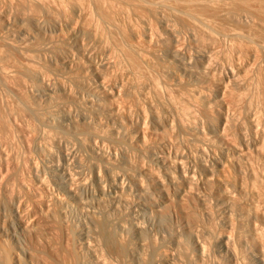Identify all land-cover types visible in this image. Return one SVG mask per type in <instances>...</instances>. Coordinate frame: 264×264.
<instances>
[{
    "label": "rangeland",
    "instance_id": "obj_1",
    "mask_svg": "<svg viewBox=\"0 0 264 264\" xmlns=\"http://www.w3.org/2000/svg\"><path fill=\"white\" fill-rule=\"evenodd\" d=\"M246 3H248V5H246ZM246 3L242 6V8L244 7L243 9H247V12L255 14L253 17L257 21L258 25L252 27L250 23L249 25L251 27L248 26V22H251V20L250 17L248 18L247 16H243L242 19H245L244 22L242 20V23L237 24V26L235 24L234 27L231 26L232 24H227L230 26H225V23H221L222 25L224 24L223 26H225V28L227 27V30L232 27L235 32H240V35L233 41L227 37V31L220 24V22H216L213 24L209 23L210 25H208L204 21H197L193 32L182 30L179 32L180 35H177L179 39L178 44L182 43L184 45L179 44L178 47H175H177L179 55L186 57L187 59L188 56L192 55V57H189V59L192 62H190V65L193 67V69H196L197 67L199 68L198 64L200 65L198 60H196L198 58H195L198 56L196 54L199 53V49L195 50V48H202L203 44L214 47L213 54L210 56L209 65H211L212 63V66H214L215 68L212 66L209 67L212 68L211 73H214L216 68V70L218 71L217 73H215L216 75H211L208 79L203 80L204 82H207H205L206 85L202 80L196 81L191 78L186 79V81L183 82V85H175L174 79H171L172 76L168 74L169 70L175 66L173 65L175 63H173L171 59L169 60L170 62L167 61L169 58H165V50H162V48L164 49V46L166 49V45H168L169 47V44L172 46L174 44L170 43L165 34L162 36L163 33H161V26L159 24H154L153 28L159 25L158 29H160L158 30L157 27L155 28L156 31H154L158 33V37L154 35L155 38L153 37L151 39V42L154 45L155 43L164 42V45H161L162 43H159L161 46L156 44L157 48L152 54L147 53V44L143 43L141 39L134 40L133 43H130L128 39H126L125 37H121L120 34H116V37L114 36V34V37L111 38H108V36H102V38L104 37L103 40L105 39V45L108 47L110 46L111 49L109 50L112 51L111 54L108 53V56L106 55L107 59L106 57H104L108 62L109 67L107 72L108 83L106 82V85H113V82L115 81L122 82L124 84V90H126L127 92L124 97L122 96V91H120L121 93H119L118 91V93L120 94L119 103L122 102L118 104V108L121 110L119 111V113H123H120V115L134 116L133 119L135 120V113L139 108H144L145 110L146 107H153L159 115L162 114V110H168L169 118L173 122V127H170L165 132H146L143 135L141 133L132 132L129 136L128 132H126L124 129H121L117 125L116 120L111 119V117L102 113L99 109L97 110L96 107L94 108V106L89 103L90 101L95 100V98L91 99L92 96H88L89 92L81 91L83 93L78 92V95H76L78 97L75 98L73 102L67 103L66 108L68 109L69 107V113L71 117H74L73 119L78 118L80 114L85 113L89 117V119H91L89 120V124L91 126L90 130L96 131L97 129L96 132L102 139L97 138V141L94 142L93 145L89 143L88 140H86L88 139L87 135H83L84 137L81 136L82 145H79L78 140L72 133L74 132V130L71 129L73 128V124H71L70 121H66L60 118V107H57V105H55L56 107L54 105L52 107L51 102H46L41 98V102H37L39 99H37V101L35 100V102L29 96L25 95L28 91H31V88L33 87V83H31V79L28 76H22L20 78L21 81L18 85H21L20 87L14 85L16 84V82L11 78L7 79L8 81L12 80L11 82L9 81V83L7 82V80L3 83L0 81V130L2 131H0V198L3 202V211H0V214L1 218L3 219V226L5 230V232L0 237V245L7 249L6 252L9 253L11 260L16 255L21 256L18 249L21 247V249L25 250L28 254L25 257H20L21 264H90L93 260H99L100 262L105 263L108 262L109 264H117L114 260V255L117 256L120 264H136L133 258L129 255V251L138 253L143 256V262L141 264H258L255 258V253L252 250V247L249 245L250 242L247 239L249 237L247 235V229L244 228L245 226H243L245 223H254V221L248 220V222L245 215L240 212V208L243 205L252 206L251 204L254 202V208L256 207L255 209L257 211L264 213V157L261 156L263 155L264 149H261L262 151L260 152L262 153L258 152L257 155L255 152H253L252 154H250V156L248 154L252 151H247L248 153H244L245 156L247 155L246 158L243 154H233L236 159L238 157H241L240 160L243 158L242 161H244V163L242 162L241 166H239V172L238 169L230 166L231 169L229 168L228 170L229 174H226L231 181L236 180L238 176L239 179L237 178V180H239L241 183L243 181L242 184L245 187V193L244 195L239 196V198L238 196L234 195V197H236V204H233L231 211L225 210L222 204L220 205V203L213 197L209 196L210 198H208V192L204 190L203 187H201L202 185L199 182L201 181V176L197 174V177H200H196L198 181L196 182L198 191L195 190L194 193L196 192L197 196H199L200 194L201 196L203 194L206 195H203L202 197L200 196L201 198L207 197L204 202H201L195 196L193 200H189L185 203L188 213L187 220H182L173 211L163 212L159 219L156 217L154 218V212L152 213L149 209L145 208V211H147L148 214L152 216V218H154L150 221V225L144 223L142 220H140V218L137 217V208L134 207V203H131L135 202L136 200H134V198L136 197V192H134V190L136 188L132 186V184L130 185V182L127 179L122 180L124 189H126V194L124 197V199L126 198V200L118 202L120 205L118 203H115L117 206H119L116 210L117 206L114 205V200L113 203H111L114 194H112V191L109 190V187L105 186V194L102 197H98L97 194H94L96 193L94 187L92 185H89L90 179L89 174H87L88 172H82L83 176L81 178L83 179V182L88 184V188L90 187L89 190H91V187H93L90 193L94 191V193L92 194L93 196L95 195L97 196V198H102L99 200L94 198L95 196H92L95 200L98 201V203L102 202L101 206L99 203V208H103V210L107 212L108 217L111 219L112 226L108 227L106 229V232L112 235L113 240H115L116 238V234L113 232L116 231L114 225H116L118 222L128 225V222L130 220H136L140 222L142 221L141 223L145 225L146 228L144 229V232L140 237H138L136 235V232H134L133 230H129L130 237L128 236V238H126V245H122L125 248L126 252L124 256H127V258H124V256H118L117 253L112 249L113 246H119L118 242L114 243V245L108 243V246L105 245L104 241L103 245H100L97 242L91 243V248L94 247L97 248V250L92 248V251L94 252L93 256L91 257L90 254L88 255V253L83 248L85 241H82L80 235H78L80 229L79 224L83 222L81 220L86 219L85 214L89 211V209H92L94 211L98 210V212L100 211L97 207L98 203L91 197L90 194L92 200H90L89 196H86L85 198L88 199L85 200L88 201L92 208L81 207V209L80 207H77L75 203L68 201L64 197L61 190L58 188L57 180L63 179L58 174L56 175V173L58 172L57 167L60 164L58 162L61 161L59 160L61 158L58 157L60 156L59 147L61 149L62 147H64L63 151H65V153L68 152L67 165L69 167L68 169H70L71 171V168H74L73 171H76L78 169L76 167L77 163L75 162L78 159H80L78 161L85 162L90 157H96L98 153L103 154L105 158L110 157L114 154L117 157H120V155H124L126 156V158L137 162V164L141 166L143 170L146 169L145 171L149 173V175H144V178L142 179V181L144 180L143 186L151 193L156 201H160L161 198L159 197L157 191L154 190L155 180L153 179L154 176H160V179H162L161 177L164 176V174L161 170L160 172L159 169L157 170V168L151 166L153 164L149 162L151 159L150 157L156 155L161 156V151L166 149L167 151L169 150L171 156H173L174 152L177 153L178 151L182 155H187L192 158L195 157L193 158V162L196 163L198 161L199 164H202L204 166H206L207 164L209 165V163L212 162L213 158L219 160L220 153L217 151L214 152V150L210 147L209 148L212 151L208 148V145H206L207 137L204 136L205 133H212L210 132V127L214 126L213 124L214 122H216L220 111L219 107L214 103V101H211L216 94V91L213 90L214 87L212 88L211 86H215V84H217V82L221 80L218 79V77L220 78L221 75V78H224L223 75L226 71H223L226 70L227 64L229 62L236 61V59L237 61L239 60V64L250 61L245 54L246 48L250 46L256 47L258 58L255 60V62H249L247 64L248 66L246 69V75L239 80L240 86H227V89L230 91H228L229 95H226L227 97L225 98L226 100L232 99V101L228 100L229 104L225 109V116L227 115L226 118L228 119L227 124L228 121L229 124L223 126V129H225V132H227L226 134L228 139H230V141L233 140L235 144L239 143L240 141H244L243 139H245V141L247 139L246 143H249L251 142L249 140L254 138V136H258L257 138L260 137V141L264 143V141H262V139H264V136L262 135L264 133V48L261 47V45L264 44V0H261L260 4H256L258 2H253V0H249ZM82 9L83 11H86L84 8ZM243 11L245 12V10ZM127 12L130 11L119 10V17L122 21H125L126 25H128V20L126 17ZM131 17L133 19L131 20V23L138 27V29L140 30V26H137V23H139L138 20H135L136 18L133 15ZM146 19L148 21L147 16ZM146 19L144 16V20ZM245 22H247L246 25ZM217 24L219 26L221 25V27H219ZM175 25L176 28H178L180 26V23L179 26H177L178 23ZM215 25H217L218 27H216ZM214 28L215 31H213ZM218 29H220L221 32L220 30L218 31ZM223 31L226 32L224 33ZM187 33H189V35L191 34L192 37H190ZM156 37L158 39H156ZM11 38L16 43H22V40H25L26 43L33 41L32 36L26 35V33H22L20 31H15ZM106 38H108L107 41ZM188 38H192V41ZM188 40H190L191 42H189ZM106 42L108 45L106 44ZM188 42L189 44L192 42L193 43L190 44V46L188 45ZM189 48L192 50L190 51ZM238 50H241L239 56L237 54ZM194 54L195 56L193 57ZM60 56L61 55H59V57ZM42 57L43 56L40 55V59L35 60V68H37L42 72V74H44V81L49 80L51 86H54V84L52 85V83H55L54 81L61 79L64 75L62 73H56L52 70L51 61L55 60L54 58L49 59V56L45 55L43 58ZM56 58L57 60H59L58 56ZM98 58L97 62H100L96 63L95 60V63L99 66V63L102 64V62H104V58L103 56H100L99 59ZM192 58L195 60L193 61ZM170 64H172V66ZM170 66L172 68H170ZM168 68L169 70H167ZM90 70L91 69L88 67V65H86L84 69L81 72H77L76 75H78L80 79L83 80L84 84H86L85 86H88L90 88L89 91L93 90L90 93L95 92L93 93L95 94L93 95V97H95L97 82L96 78L93 77L92 71ZM55 73L59 75L57 76ZM211 77L213 78L211 79ZM209 79L214 83L212 84ZM188 80L189 82H192L193 80L194 81L193 83L188 84ZM199 81L201 84H196ZM208 82L210 83V85H208ZM196 86L197 88H195ZM15 87H17L18 89ZM24 89H26L27 91ZM33 89L35 90V87L32 88V92ZM201 89H203V92L201 91ZM21 90L23 92H26L22 93ZM201 92L203 93L202 96L205 99L207 98L205 97V94H207V100L210 98L211 101V105H209L210 107H205L206 111L208 112L209 118L214 121L210 125L208 124L206 119L202 117L198 112L199 108H201L202 105L201 101L196 99V93L201 94ZM29 93L30 92H28L27 94ZM85 93H87V96L85 95ZM53 104L55 103L53 102ZM89 104L91 105V107H88ZM29 110L33 111L41 118L43 117L47 119H43V123L42 121H39L42 123L41 125V123H39L35 117L29 114ZM145 111L148 112L149 116L145 112V116H147L148 118L145 117L144 122L146 127H150L151 129L149 118L151 115L149 112V108ZM45 120L50 121L45 122ZM97 120L99 121L98 123ZM250 121L254 122V127L257 126V128H254L255 130L253 129L254 131L251 130L249 124ZM99 125L103 126L102 128L104 129H102ZM105 126H107L109 129ZM260 127L261 129H259ZM79 128H84L85 132L88 131L86 130V127L81 128V126H79ZM106 129L111 131V133L105 132L107 131ZM262 129L263 132L261 131ZM200 130H202V132H200ZM203 131L206 132L204 133ZM258 133H260V135H262L263 137L259 136ZM249 137L251 138L249 139ZM238 138L240 140H238ZM36 143H39L41 146L43 144V148H47L46 150L48 151V155H45V153L41 152V155L39 153L37 154L34 147H36L38 151V148H41V146L37 148L38 144L36 146ZM58 143H60V146ZM56 144L57 146H55ZM92 145L94 147H92ZM262 146H264V144L259 146L258 149L260 150V148H264ZM48 148L52 151L50 150V152ZM91 148L92 150H90ZM58 151L59 153H57ZM254 153L258 158L254 155ZM229 156V159L231 161H239L238 164L240 165L241 161L239 160V158L236 160L235 158H232V154ZM251 156H253V160L251 159ZM76 157L78 159H76ZM260 158L263 160L259 161L261 160ZM209 159L210 161H208ZM73 165L74 167H72ZM187 166H189V164H187ZM34 169L35 171L38 170L36 171V175ZM41 171L43 172V174ZM38 172H41L38 177L40 176V178L44 180L43 181L41 179L44 183L42 186H40V184L36 181V178L38 179V177H36ZM158 172L159 175H157ZM247 173L249 175H257V177H255L256 181L254 183H249V179L245 178L249 176ZM83 177L87 179V182L84 181L85 179ZM75 178L78 179V177ZM75 178L73 179V184L76 181ZM257 180L259 183L257 182ZM245 181L249 183L250 188H252L253 186H251L250 184H254L256 189H251L250 193V188H246V186L248 185ZM77 182H75V184ZM256 182L258 183L256 184L257 186L255 185ZM126 184H128L129 186H127ZM105 189L107 192L105 191ZM59 192H61L62 195ZM247 192H249L250 194ZM256 192L259 194L256 195ZM259 195L261 196L260 198L258 197ZM57 197L58 199L63 200L64 203L62 202V204L60 205L55 204L54 199H57ZM252 198L254 200H252ZM85 200L83 199V201ZM258 200L261 202H259ZM89 201H91V203ZM65 202L70 203L67 204ZM84 208H86V210ZM130 208L133 210H131ZM79 209L81 210L79 211ZM53 210H58L56 214L59 215L53 214V216ZM155 211H159L160 213L162 211V207H156ZM55 216L58 218L56 219ZM135 216L138 219H136ZM53 218H55L56 220ZM35 221L37 222L36 225ZM20 224H24L25 226H29L31 224L30 227H32L33 229L30 228V235L18 236V238H15L9 234L10 230H17ZM34 227L36 228L34 229ZM221 237L228 238L230 245L234 247V258L228 255V253L224 251L222 246L218 244L219 238ZM139 239H143L142 246H138ZM172 239H176L177 243L174 244L173 242H171ZM262 239V241L264 242V235ZM104 249L109 250L112 254H103ZM4 256L5 251L0 247V260H2ZM107 256H109V258ZM100 257H102L103 260Z\"/></svg>",
    "mask_w": 264,
    "mask_h": 264
},
{
    "label": "bare ground",
    "instance_id": "obj_2",
    "mask_svg": "<svg viewBox=\"0 0 264 264\" xmlns=\"http://www.w3.org/2000/svg\"><path fill=\"white\" fill-rule=\"evenodd\" d=\"M247 1L249 0H0V81L3 83L4 81L6 82L7 79L11 78L13 79V81L16 82V84L14 85H17V87H20L21 85L18 86L21 81L20 78L22 76L23 77L28 76L31 79V83H33L32 84L33 87H35V90L33 89V92H32V88H33L32 87L31 91H28L30 93L27 94L28 93L27 92L25 95L29 96L33 101L35 100L37 101V99H39L37 102L39 101L41 102V99H42V100H45L46 102H49V103L51 102L52 107L53 105L54 106L57 105V107H60L59 108V112H61L60 118L66 121H70L71 124H73L72 125L73 128L71 129H73L74 132L72 133L78 140L79 145H82L81 136L84 137L85 135H87V138H88V139L86 138L85 139L88 140L89 143L93 144L94 142L97 141L96 139L100 137L98 136V133L96 132L97 131L96 128H95L96 131L90 130L91 126L89 124L90 123L89 120L91 119H89V117L85 113H82L78 116V118L73 119L74 117L73 116L71 117L69 113V107L68 109L66 108L67 103L73 102L75 98L78 97L76 96L78 95V92H81V91L89 92L88 96H92V97L93 95H95L93 94L95 92L90 93L93 90L89 91L90 88L88 86H85L86 84H84L83 80H81L80 77L76 75L77 72H81L84 69V67L88 65V67L91 69L90 71H92L93 77L96 78V82H97L96 84L98 86L96 85V96L93 98L91 97V99L95 98V100L90 101L91 100L90 99V100H85V101H90L89 103L92 106H94V108L96 107L97 110L99 109L102 113L111 117V119L116 120L117 125L121 129H124L126 132H128L129 136L132 132L141 133L142 135L145 134L146 132H155V133L165 132L170 127H173V122L169 118L168 110H165V109L162 110V114L159 115L157 114V112L154 110L153 107H150V106L148 107L150 115H151L149 117L150 123H151V129L150 127L147 128L144 122L145 117H147L145 116V112H146L145 110L148 109L147 107H146L147 109L145 108V110L144 108H139L136 111L135 120L133 119L134 116L120 115L121 112L119 113V111L121 110L118 108L119 107L118 104L122 102L119 103V100H120L119 93H121L120 91H122L123 93L122 96L125 97L127 92L126 90H124V84L122 82L115 81L113 82V85L111 84L110 86H108V84L106 85V82L108 80L107 72H108L109 67H108V62L105 60L104 57H106L107 59L108 53L111 54L112 51L109 50L111 49L110 46L109 48L108 46L105 45L104 43L105 39L103 40L104 37L102 38V36H106V37L108 36V38L109 37L111 38L114 36L116 37V34L117 35L120 34L121 37H125L126 39H128L130 43H133L134 40L141 39L143 43L147 44L146 46L147 53L152 54L153 52H155L154 50L157 48L156 44L160 45L159 43H162V42H159V43L154 42L155 43L154 45L151 42V39L154 37V35L157 36L158 34L157 32H155L156 31L155 28L157 27L158 29V26L160 25L161 33H163L162 36L165 34L168 40L170 41V43L174 44L173 46L169 44V47L168 45L165 44L167 48L165 49V46H164V49L162 48V50H165V52L163 51L166 55L165 58L166 57L169 58L167 61L171 59V61L175 63L173 65H175L176 67L174 66L172 68L171 67L172 64H170L171 65L170 68L172 69L170 70L169 68L167 69L169 70V72L167 71L168 74L172 76L171 79L172 78L174 79L175 85L176 86L177 84L183 85V82L189 78L194 79L196 81L198 80L203 81L205 79H208L209 76L214 75L218 71L216 70L217 69L216 68L214 73H211L212 68L209 67V66H212V63L211 65H209V60H210V56L213 54L214 47L203 44L202 48L200 47L195 48V50L199 49V53L196 54L198 56L195 58H198L196 60H198L200 65L195 61L198 64L199 68L197 67L198 69L197 68L193 69V67L190 65L191 61L189 59V57H192V55L188 56V59H187L186 57L179 55L177 51V47L179 46V44H182V43L178 44L179 39L177 35L182 30L183 31L188 30L189 32L191 31L193 32L197 21H204L208 25H210L211 23L213 24L216 22L218 23L220 22V24L225 23V26L227 24H230V25L232 24L231 26L234 27L235 24L237 26V24L242 23V20L243 22L245 21V19H242L243 16H247L248 18L250 17L251 22H248V26H250L249 24L251 23V26L254 27L258 25L257 21L253 17L255 14L247 12L246 11L247 9H243L244 7L242 8V6ZM254 1L258 2L256 4L261 3V0H253V2ZM246 5H248V3H246ZM82 8H84L86 11H83ZM119 10L130 11V12H127L126 14L128 25H126L125 21H122L121 18L119 17L120 15ZM243 10H245L246 13ZM132 15L136 18L135 20H138L139 23H137L138 24L137 26H140L141 28L140 30L138 29V27H136L135 25L131 23V20H133L131 17ZM144 16H145V19L147 16L148 21L147 19L144 20ZM177 23H178L177 26H179V23H180V26L178 28H176V25H175ZM154 24H159V25L153 28ZM246 24L247 22H245V25ZM217 25L215 26L218 27L219 25L218 26ZM221 25L219 27H221ZM230 25H227V26H230ZM225 26L223 27L225 28ZM215 28L213 29V31H215ZM225 29L227 31L226 33L227 37L230 38V40L232 41L235 40L240 35V32L239 33L235 32V30L232 29V27L228 29L229 31L227 30V27ZM219 30L220 29H218V31ZM15 31L17 32L20 31L22 33H26V35L32 36L33 41L26 43L25 40H22V43H16L11 38L13 34L15 33ZM226 31H223V32L225 33ZM161 33H160V38H161ZM187 34L189 35V33ZM189 36L192 37L191 34ZM157 37L156 39H158ZM108 38H106V41ZM190 40L192 41V38ZM190 40L188 41L191 42ZM189 42H188V45L193 43L192 42L189 44ZM163 43L161 45H164ZM193 47H197V46H193ZM261 47L264 48V44H262ZM191 50L192 49H190V51ZM240 52L241 50L237 51L238 56L240 55ZM245 54L248 60H250L249 62H255V60L258 58V52L255 46L247 47ZM40 55H42L43 57L44 55L49 56V59L54 58L55 60H52V61L50 60L52 62V66H51L52 70L55 71L56 73H62L64 75L61 79L58 78L59 80L54 81L56 84L51 82L52 85L54 84V86H51L49 80H47L45 77L44 78L49 83L47 81H44L43 79L44 74H42L40 70L35 68L36 67L34 64L35 60L40 59ZM59 55L61 56L59 57ZM57 56L59 60H57L56 58ZM100 56H103L104 62H102V64L99 63V66H98V64L96 63L100 62V61L97 62V58L98 57L100 58ZM194 56L195 54L193 55V57ZM236 58H237V55H236ZM95 60H96V63H95ZM194 60L195 59H193V61ZM236 61L229 62L227 64L226 70L223 71V72L226 71L224 74L225 76L223 75L224 78H221L222 77L221 75L220 78L218 77V79H221V80L219 81L217 80L218 81L217 84H215V86H211L212 88L214 87L213 90L216 91V94L214 95L213 99L211 98L212 99L211 101H214V103L220 109L216 122L212 121L209 118L208 112L206 111L207 106L208 108L210 107L209 105H211V101H210V98L208 99L209 101L207 100L208 98L207 94H205V97H207L206 99L202 96L203 89L205 88L201 89L202 91L201 94L196 93L197 94L196 99L200 100L201 105H202V107L199 108L198 112L200 113L202 117L206 119L209 125L214 122L213 124L214 126L210 127L211 128L210 132H212L211 134L205 133L206 131L205 132L203 131L205 133V135L204 134L203 135L207 137L206 145H208V148L209 147L212 148L214 152L215 151L219 152L221 159L219 158V160H217L212 157L213 160L212 162H210L211 164L209 163V165L207 164L208 166L207 165L204 166L202 164H199L198 161L197 163L196 160H195L196 163H194L193 158L195 157L192 158L187 155H182L178 151L177 153L174 152L173 156H171V154L169 153V150L167 151L166 149L161 151V156L156 155V156L150 157L151 159L149 162L153 164L151 166H154L155 168H157V170L159 169V171L161 170L164 174V176L161 177L162 179H160V176H154V179L152 178L153 180H155L154 190L157 191L159 197L161 198L160 201H156L151 195V193L143 186L144 180L142 181V179L144 178V175L145 176L147 174L149 175V173L145 171L146 169L143 170L141 166L137 164V162H134L131 159L126 158V156L124 155H120V157H117L114 154L110 157L105 158L103 154L98 153L96 157H90L85 162L78 161L80 159L76 157V159L78 160H76L75 162L77 163L76 167L78 169L77 170L75 169L76 171H73L74 168H71L72 169L71 171L70 169H68L69 167L67 165L68 152L65 153V151H63L64 147H62L61 145L62 149L59 147L60 156H58L59 158H61L59 159L61 161L58 162L60 164L57 167L58 172L56 173V175L58 174L59 176H61L63 180H57L58 183L57 182L56 183H57L58 188L63 193L64 197L68 201L75 203L77 207L92 208V206H90L88 201L85 200L88 198H85V197L86 196L90 197V194H91V197L93 196L92 194L94 193V191L90 193L93 187L96 192L94 194H97L98 197L100 196L102 197L105 194L104 187L106 186V187H109V190H111L112 194H114L111 200V203H113V200H114V205L117 206L115 203L126 200V198L124 199L125 194H126L125 193L126 189H124V184H122V180L127 179L130 182L129 184L130 185L132 184V186L136 188L134 190V192H136V197L134 198V200L135 199L136 200L135 202H131V203L132 204L134 203V207L137 208V210L135 209L137 211L136 213L137 217L140 218V220H142L144 223L150 225L151 224L150 221L152 219H154L155 217L159 219L163 212H170V211H173L182 220H185V219L187 220L188 213H187L185 203L189 200L190 201L193 200L195 196L201 202H204V200L207 198V197L201 198L204 194L202 196L201 194L197 196L196 192L194 193L195 190L198 191V186L196 182H198L197 178L199 176L197 177V174H199L201 176V181L199 182L202 185L201 187H203V189L208 192V195H207L208 198L213 197L215 200H217L220 203V205L222 204L225 210L231 211L233 204H236V197H234V195L238 196V198L239 196L244 195L245 187L242 184L243 181L241 183L239 180H237L238 176L236 180H232V181L228 178V175L226 173L229 172L228 170L230 166L234 167L235 169H238V168L240 169L239 166H241L242 162L244 163V161H242L243 158L240 160L241 157H238L239 160L241 161L240 165L238 164L239 161L238 162L233 161V160L231 161L229 159L230 157L229 155L232 154V158L236 159V157L233 154L236 155V153L237 154L239 153V155L243 154L244 157L246 158L247 155L245 156L244 154L245 152L252 151L251 153L248 154L250 156V154H252L253 152L257 154L258 152L262 151L261 149H264V148H260V150L258 149L259 146H261L264 143L260 141L261 140L260 137L257 138L258 137L256 135L257 132L256 134L254 133L257 137H255L254 134H253L254 138H252L251 140H249L251 138L249 137L248 140L251 141L249 142L250 144L248 142L246 143L247 139L246 141L245 139H243L245 143L244 141H240L239 143L235 144L233 140L230 141V139H228L227 134H226L227 132H225V129H223V126H226L227 120H228L226 118L227 115L225 116V109L227 108V105L229 104L228 100L232 101V99L226 100L225 98L227 97L226 95H229L228 91H230L227 89V86L228 85L230 86L233 85L236 87L240 86L239 80L240 78H243L246 75V69L248 66L247 64L249 63L248 61H246V63L239 64L238 63L239 60L237 62ZM163 62H164V58H163ZM213 77H211V79ZM9 81L7 80L8 83ZM193 81L189 82L188 80V84L193 83ZM209 81L211 82L210 79ZM205 82L203 81L204 84ZM198 83L201 84L200 81L197 82L196 84ZM211 83L213 84L214 82H211ZM208 85H210L209 82H208ZM22 87H25V86H22ZM195 88H197V86ZM25 92L22 91V93H25ZM86 94L87 93H85V95ZM52 101L55 104H53ZM90 104L88 107H91ZM146 113L148 114V112ZM29 114L35 117L38 120V122L42 121L43 123V119H47L43 117L41 118L39 115H36L33 111H30V110H29ZM50 120H45V122L50 121ZM98 120H97V123L99 122ZM146 124H147V121H146ZM228 124H229V121H228ZM249 124H250L251 130H253L254 128H257V126L254 127L253 121H250ZM79 126H81V128L86 127V130L88 131L85 132V129L84 128L80 129ZM102 127L103 126H101V128ZM198 129H195V130H198ZM259 129H261V127ZM202 130H200V132H202ZM261 131L263 132V129ZM105 132L111 133V131L109 130ZM258 134L259 136H262V135L264 136V133L262 135H260V133ZM250 136H251V132H250ZM242 138H245V137H242ZM238 140L240 139L238 138ZM262 141H264V139H262ZM58 144L60 146V143ZM93 145L92 147H94ZM36 146L38 148L41 145L39 143H36ZM55 146H57V144ZM34 148L37 154L38 153L40 154L41 152V153H45L46 155L48 153V151L46 150L47 148L45 147H44L45 149L43 148V144L41 146L42 149L38 148L39 152L37 151L36 147ZM50 150L51 149H49V151ZM90 150H92V148ZM201 150H204V149H201ZM57 153H59V151ZM255 153L254 155L257 157L258 154L256 155ZM52 156H49V157H52ZM261 156L264 157V152H263V155ZM251 157H252L251 159L253 160V156ZM262 160L263 159L259 161H262ZM208 161H210V159ZM187 164H189V166H187ZM72 167H74V165ZM239 169H238V172H239ZM36 171H35V175H36ZM86 171L88 172L87 174H89V179H90L89 185L93 186L91 187L92 188L91 190H89L90 187L88 188L87 186L88 184L83 182V179L81 178L83 176L82 172L86 173ZM40 173L38 172L36 177H38ZM236 173H237V170H236ZM157 175H159V172ZM254 175L250 174L248 177H245V178L249 179L248 180L249 183L250 182L254 183L256 181L255 177H257V175L256 176ZM75 177H78V179L79 178L81 179H79L78 181V179H76ZM74 178L76 179L75 182L78 181L76 184L74 182L75 185L73 184ZM41 179L42 178H40V176L38 177V179L36 178V181L40 184V186L44 184L43 183L44 180L42 179L43 180L42 181ZM84 181L87 182V179H85ZM257 182L255 183V185L259 183ZM249 183L247 182V185H248L246 186V188L248 187L247 189L250 188ZM126 185L129 186L128 184ZM250 185L251 186L253 185L252 188H250V193H251V189L255 188V186L254 184H250ZM61 192L59 193L61 194ZM257 192H256V195L259 194ZM254 195H255V190H254ZM97 196H95L94 198L99 199V200L102 199V198H97ZM91 197H90V200H92ZM258 197L260 198L261 196L259 195ZM83 199L85 201H83ZM254 199L252 198V200ZM54 200H55V204L57 205H60L63 202V200L58 199V197L57 199H54ZM95 201L98 203L97 200ZM89 202L91 203V201ZM2 203H3L2 199L0 198V211H3ZM99 203L97 204L98 208H99ZM101 203H100V206L102 205ZM253 203L251 204L252 206L243 205L240 208V212L243 215H245L247 221L248 220L254 221V223H251L248 221L249 223L248 224L245 223L243 226H245L244 228L247 229V235L249 236L247 239L249 240L250 242L249 245L252 247V250L255 253V258L258 264H264V242L262 241L263 240L262 237L264 235V213L257 211L255 209L256 207L254 208L253 206L255 203L254 204ZM118 207L119 206L116 207V210ZM156 207H159V208L162 207V211L160 213L159 211H155ZM145 208L149 209L150 212L152 213L154 212L153 213L154 218H152V216H150L148 212L145 211ZM81 209H79V211ZM84 209L86 210V208ZM99 210L100 211L98 212V210L94 211L92 209L91 210L89 209V211L85 214L86 219L81 220L83 222L79 224L80 229H79L78 235H80L82 241H85L83 248L88 253V255L90 254V256L92 257L94 253L92 251V248L94 247L91 248V245H90L91 243L97 242L98 244L103 245V241H104L105 245L108 246V243L111 245H114V243L118 242L119 246L118 247L113 246L112 249L117 253L118 256H124L126 252H125V248L122 245L123 244L126 245V238H128V236L130 237L129 230H133L134 232H136V235L140 237L142 233L144 232V229L146 228L145 225L141 223L142 221L140 222L136 220H130L128 222V225L118 222L116 225H114V228L116 231H113V232L116 234V238L114 237L115 240H113L112 235L106 232V229L112 226L111 219L108 217L107 212H105L103 208L102 209L99 208ZM57 211L53 210L52 215L56 214ZM136 214H133V215H136ZM56 215H59V214H56ZM57 218L58 217H56V219ZM0 223H1L0 224V237H1L2 234L5 232L1 214H0ZM36 223L37 222L35 221V225ZM30 225L25 226L24 224H20L17 230H14V229L10 230L9 234L15 238H18V236L30 235V232H31L30 228H32L30 227ZM35 228L36 227H34V229ZM142 242H143V239H139L138 246H142ZM171 242H173L174 244L177 243L176 239H172ZM218 244L222 246V248L224 249V251H226V253H228V255H230L233 258L235 257V249L234 247H232V245H230L228 238L226 237L219 238ZM0 247L3 248V250L5 251V256L3 257L2 260H0V264H10V263L21 264L20 257H25L28 255L27 252L21 249V247L19 246L20 248L18 249L20 251L21 256L16 255L11 260L9 253L6 252L7 249L1 245ZM94 249L97 250V248H94ZM103 251H104L103 254L105 255L108 253H111L107 249H104ZM129 255L133 258L136 264H141L143 262V258H142L143 256H141L140 254L129 251ZM107 257L109 258V256ZM114 257H115L114 259L115 262L117 264H120L119 260L117 259V256L114 255ZM100 258L102 259V257ZM124 258H127V256H124ZM90 264H109V263L100 262L99 260L98 261L93 260Z\"/></svg>",
    "mask_w": 264,
    "mask_h": 264
}]
</instances>
